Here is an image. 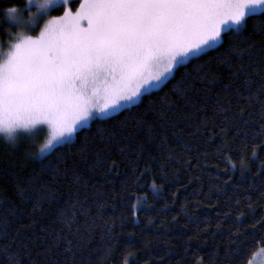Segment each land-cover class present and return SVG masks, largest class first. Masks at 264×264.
I'll return each instance as SVG.
<instances>
[{
	"label": "trees",
	"instance_id": "1",
	"mask_svg": "<svg viewBox=\"0 0 264 264\" xmlns=\"http://www.w3.org/2000/svg\"><path fill=\"white\" fill-rule=\"evenodd\" d=\"M26 2L0 0L1 39L10 28L2 21L7 8ZM253 20L264 14L253 16L250 28ZM220 52L190 59L143 103L104 123L90 122L46 159L30 158L0 136V262L7 261L3 246L11 243L23 264H249L264 248V228L251 231L264 217V96L247 98L264 84V61L254 57L236 72L238 62ZM201 64L208 83H197L187 101L179 98L174 85L186 72L191 84ZM165 93L174 107L164 121L148 114L151 134L147 125L122 123L149 102L162 104ZM99 128L106 137L109 130L117 135L102 140ZM57 166L61 175L53 184ZM18 184L35 190L22 200ZM41 185H53L54 195L41 199ZM65 236L73 242L71 253Z\"/></svg>",
	"mask_w": 264,
	"mask_h": 264
},
{
	"label": "snow or ice",
	"instance_id": "2",
	"mask_svg": "<svg viewBox=\"0 0 264 264\" xmlns=\"http://www.w3.org/2000/svg\"><path fill=\"white\" fill-rule=\"evenodd\" d=\"M68 3H37L35 16L29 13V31L34 34L6 32L11 39L7 51L0 53V133L13 146L26 135L29 145L36 147L39 134L45 131L42 126H46L44 142L29 154L33 159H46L58 147L70 145L90 122L104 123L118 112L143 103L146 94L161 89L165 82L175 79L180 67L206 55L209 49L222 48L219 55L226 53L238 62L236 72L255 63L254 57L264 61V20H253L249 27L253 16L264 14V0H81L75 12ZM31 5L32 0H28L20 11H27ZM61 7L62 15L44 19L51 10ZM6 13L9 20L18 21L16 6L7 8ZM40 20L44 21L42 25ZM204 69V64L196 68L191 84L189 74H182L181 81L174 85L179 98L187 101L197 83H208L209 73ZM253 96H264V84L247 98L248 103ZM160 99L162 104L149 102L144 112L122 123L147 125L151 134L154 123H148V114L164 121L167 111L174 107L167 93ZM244 112L241 108V118ZM260 115L264 119V101ZM259 127V135H264V123ZM97 131L105 141L117 135L114 130H109L107 137L105 129ZM60 175L59 167H54L53 184ZM52 188L41 185V199L53 196ZM34 190L27 185L16 186L22 200ZM72 207L75 209L76 204ZM72 222L66 217L69 229ZM257 225L264 228V217L252 226L253 235ZM64 242L65 251L71 253L72 240L65 236ZM12 247L11 243L3 246L7 261L0 264H23Z\"/></svg>",
	"mask_w": 264,
	"mask_h": 264
},
{
	"label": "rangeland",
	"instance_id": "3",
	"mask_svg": "<svg viewBox=\"0 0 264 264\" xmlns=\"http://www.w3.org/2000/svg\"><path fill=\"white\" fill-rule=\"evenodd\" d=\"M74 1H78L77 4H73ZM40 2H43V0H32V5L28 8L27 11H20V10H23L24 7L22 8H18V16H19V19L18 21H12V20H9L7 18V13L5 14V17H3L2 21H4L5 23L8 24V26L10 28H8L6 30L7 33H11V34H15V33H27V34H34L32 32L29 31V28L32 24V19L30 18L29 16V13H31L33 16H35V14L37 13V8L35 7V5L37 3H40ZM81 0H69V3L67 5V7H69L73 12L76 11V9L79 7V4H80ZM26 4H28V0L26 2ZM25 4V5H26ZM60 8H57L55 10H51L49 12V15L48 16H45L44 19H48L50 16H59V15H62L61 14H54L52 12L58 10ZM64 10V9H63ZM43 20H40L39 23L42 25L43 24ZM37 32L39 31V29L36 30ZM5 38L4 39H1L0 38V53H3V52H6L7 49H8V45H9V40L11 39V36L6 34L5 33ZM90 124V123H89ZM45 131H42L40 134H39V137L37 139V145L36 147H31L28 143V140L26 138V135L25 136H22L19 140V142L17 143L16 146H22L23 147V150H25V152L28 154L32 153V152H35L38 147H39V144L43 143L44 142V136L46 135V126H42ZM0 136L4 138V133H0ZM138 209V207H137ZM249 264H264V248L260 249L255 255L254 257L252 258V260L249 262Z\"/></svg>",
	"mask_w": 264,
	"mask_h": 264
}]
</instances>
